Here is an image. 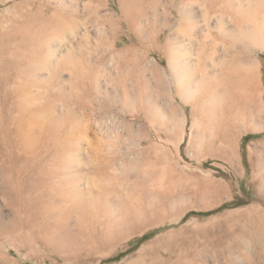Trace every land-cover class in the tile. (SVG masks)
<instances>
[{"label": "rangeland", "instance_id": "obj_1", "mask_svg": "<svg viewBox=\"0 0 264 264\" xmlns=\"http://www.w3.org/2000/svg\"><path fill=\"white\" fill-rule=\"evenodd\" d=\"M190 1L136 0L129 17L120 0H0V264H264V52L244 53L258 72L245 105L204 119L200 74L183 97L169 56L192 74L225 48L216 30L179 31L182 12H202ZM26 14L58 16L50 47ZM62 155L94 202L44 215L40 169ZM152 207L150 226L117 229Z\"/></svg>", "mask_w": 264, "mask_h": 264}, {"label": "bare ground", "instance_id": "obj_2", "mask_svg": "<svg viewBox=\"0 0 264 264\" xmlns=\"http://www.w3.org/2000/svg\"><path fill=\"white\" fill-rule=\"evenodd\" d=\"M191 1L192 3H196V5L198 4V7H201L202 12L198 19H196V17L198 16L193 15L194 13L192 14L190 12H185V11L182 12L181 19L179 20L177 26L179 31H181L182 33H186V35H190L189 41L192 42L193 36L196 35L195 34L196 32L198 31L202 32L204 29L209 32L211 31V29L216 30L217 37H219V40L223 43L222 47L225 48L224 56L228 54V52H230L232 55L231 62L227 61L222 55L214 58L217 47L216 45L210 46V48L212 47L209 53L210 63L207 65V67L205 66L206 64L204 65V67L199 66L195 70L196 72H193L192 74H186L184 70H180V68L178 67L180 63L185 64V62L187 61L185 54L183 55L178 53L177 54L172 53V56H169L170 65L173 63V61L177 62L178 64V66L177 65L174 66L172 64L173 66L171 65L172 66L171 69H174V74H177V79L181 81L180 82L181 85H178V89L180 93L183 95V97H185V95L186 97H189L190 94L189 91H187V88L184 89V87L181 86L186 85L188 86L189 89L191 81L193 80L192 78L196 76V74L198 73L200 74V82L199 84L198 82L196 83L199 85L198 89L195 84L196 88L192 92H197L196 95L197 101L202 103L201 104L202 116L204 117V119H206V117L209 116L207 109L204 108V106L206 105H209L213 109L217 108L223 112L224 111L227 112L228 110H230V108L232 107V105L230 104L236 105L242 103L243 105H245V101L240 99L241 97L240 93L242 89L245 90L251 86L250 85L251 81L249 80L250 71L252 72V74L253 72L254 73L257 72L256 71L257 65L253 60H250L248 56L247 57L244 56V53L249 54L254 49L255 50L257 49L260 52H264V0H191ZM120 3L122 5L125 4L129 5L130 9L128 10V12L125 10L129 17L136 16L135 13L136 10L134 8L136 0H120ZM247 5L248 7L245 8V6ZM120 7L122 9V6ZM126 7L127 6H125V8ZM24 17H23L24 18L23 25L25 27H31L36 30L35 37L40 38L39 43H41L43 47L44 46L48 47L50 44V37L48 32L49 31H52V33L60 32L62 31L64 26L61 22H59L58 16L56 15L46 16L45 20L40 21L38 24L34 22L33 17H31L29 14H26ZM212 18H215L214 21L216 22V24L214 25H212L213 22ZM170 26L165 27V30L169 29ZM24 33L25 32H23V34H19V37L23 39L27 38L26 33L25 34ZM161 33H164V31H162ZM32 42L33 41H31V43ZM28 43H26V45ZM18 51L20 52V50ZM197 56L201 57L200 54L198 53ZM33 62H35V60ZM198 62L200 63V61ZM231 71L233 72L231 73ZM208 72L210 73V76L206 77L208 75ZM34 108L36 110L37 109L39 110V108H36V106ZM21 135L23 137L27 136L25 132L21 133ZM32 143L31 145H33ZM64 156L62 155L60 157L58 156L54 157L53 160H50V163L47 166L43 165L40 169L41 178L43 177L44 181L46 182V185L39 188L40 193L34 196L35 204L33 205L36 206L34 207L37 208L38 212H41V214L42 212L44 213V215L48 213V211L46 210L47 205H49L51 208L53 207L55 208L58 205L64 204L69 201V205L67 208V211L69 213L75 211L76 209L84 208L86 206V203L91 205V200L94 202V199L91 198L90 196H88V198L85 199L82 193L81 175L83 173V168L81 166L79 167L77 166L75 170L74 167L77 163L76 162L77 160H75V162L74 161L70 162L72 160H67V158ZM69 157L71 158V156ZM72 168L76 171V172L74 171V173L76 174L70 176L66 175L65 169L72 170ZM101 170L102 169H100V171ZM56 178H60L59 182L56 181L57 180ZM44 197L45 199H43ZM155 214H157V212L156 209H154L153 207L147 209L145 208L140 213L135 212L134 214H130V215L127 214L124 216L123 222H121V224L119 225H116L117 229L119 227V229L121 230L124 224L125 225L139 224L140 226H142V228H146L151 225V223L148 221L149 217ZM66 217H67V213H65V215L63 214L62 218H66ZM0 236H1V229H0ZM107 236L111 237L113 235L112 234L110 235L109 233Z\"/></svg>", "mask_w": 264, "mask_h": 264}]
</instances>
